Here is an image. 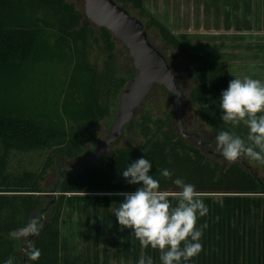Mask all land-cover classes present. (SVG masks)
I'll list each match as a JSON object with an SVG mask.
<instances>
[{"label": "trees", "instance_id": "1", "mask_svg": "<svg viewBox=\"0 0 264 264\" xmlns=\"http://www.w3.org/2000/svg\"><path fill=\"white\" fill-rule=\"evenodd\" d=\"M115 1L140 19L147 33L154 31L164 46L178 55L184 65L181 72L167 61L179 87L182 76L190 79L188 99L196 107L199 128H208L213 142L222 129L246 136L243 123L234 129L224 125L213 103L228 87V63L191 49L147 9L145 0ZM15 41L19 43L9 44ZM116 45L107 29L95 26L68 0H0V261L14 256L15 264H62L61 221L68 195L135 191L138 186L127 184L120 170L142 156L152 161L153 173L168 168L172 179L179 177L195 185L198 194H264L256 171L242 157L228 166L212 162L201 146L189 145L178 133L171 116L153 119L149 112L142 113L151 93L126 127L137 119L134 124L143 139L139 147L118 148L114 156L86 165L79 173H67L58 195L53 194L56 184L44 188L51 169L72 167V162L97 142L100 122L113 114L116 101L131 80L116 74ZM96 52L103 54L102 67ZM14 71L16 74H11ZM7 74L16 79L3 80ZM5 83L19 86L18 101L23 97L25 104L4 109ZM33 150L47 153L38 171L10 166L13 152ZM155 177L163 193L179 191L172 180L158 172ZM52 201L39 236L32 238L41 256L36 262L29 261L22 250L17 251V243L23 245L11 233L31 219L39 220L40 211Z\"/></svg>", "mask_w": 264, "mask_h": 264}, {"label": "rangeland", "instance_id": "2", "mask_svg": "<svg viewBox=\"0 0 264 264\" xmlns=\"http://www.w3.org/2000/svg\"><path fill=\"white\" fill-rule=\"evenodd\" d=\"M68 1L75 3L79 9L84 11V2L82 0ZM149 2L157 5L159 11L170 7L186 6L188 3L190 7L191 4V0H180L177 1L178 3L176 0H149ZM132 13L135 14V12ZM148 34L155 47L164 53L173 68H175L177 72H181L184 65L180 62L178 55L165 47L154 31L151 30ZM115 50L117 76L132 79L135 69L127 48L117 40ZM94 56H98L99 65L102 67L103 54L99 55L96 52ZM179 82L182 89V119L185 131L190 133L197 132L203 136V139L212 140L213 144L211 149L215 151L216 142H213L211 132L208 128H199L201 121L196 113V107L189 102L188 90L190 89V79L184 75ZM119 102L120 97L112 109L113 114L100 122L97 128V142L89 146L78 160L72 162V167L76 168L83 158L92 155L96 145L108 135L112 121L118 113ZM141 112H149L153 119H167L171 116V121L177 127L174 103L171 100L170 94L163 86L157 85V87H155L143 105ZM136 121L137 119L135 122ZM134 123L124 130L119 140L113 144L111 151L103 156L101 160H105L108 156H114L115 150L118 148L130 145L134 147L140 146L143 139ZM187 142L191 146L198 145L195 139H188ZM202 150L204 151L205 149L202 147ZM46 154V152L40 150L23 153L13 152L10 166L13 169L27 168L38 171L46 159ZM209 159L212 162H218L224 166H228L231 163L223 158L210 154ZM242 159L256 171L259 180L264 185V165L256 161H251L245 157H242ZM61 164L64 166L66 163ZM61 170L62 167L49 171L50 179L44 183V188L51 189L53 185L56 184ZM202 195L203 194L199 195V197L203 199L209 209L205 217L198 218L197 220V227L205 223L207 224V228L204 230L201 240L203 248L199 255L189 261L188 264H264V199L241 200L235 197L225 198L224 196L212 197ZM166 196L173 204L179 199L176 194H166ZM76 198L80 197L75 195H68L67 197V199ZM89 199L88 202L84 200L86 203L91 202V205L87 207H85L86 203L83 204L86 211L99 210L101 213L99 218L88 219L89 224L93 226L92 229L95 227L98 233L105 232V234L111 235L108 238L104 235H98L87 241L89 245H93L98 244V241L102 239V241L99 242L103 244L104 249L107 246L108 252L102 251L101 254L98 255L100 258L103 257L104 260L110 261V258L113 256L116 258L114 255L115 252H119V249H122L123 251L118 254L124 256L125 260L135 261L138 264L140 256L144 255L146 259L147 257H151L153 264H160L159 250L141 248L134 234L131 233V230L121 229V226L116 222V217L111 214L112 208L117 207L118 203L122 202L121 196H96ZM111 206L112 208H110ZM83 227H85V225ZM102 228H105L104 232ZM120 257L118 256V258Z\"/></svg>", "mask_w": 264, "mask_h": 264}, {"label": "clouds", "instance_id": "3", "mask_svg": "<svg viewBox=\"0 0 264 264\" xmlns=\"http://www.w3.org/2000/svg\"><path fill=\"white\" fill-rule=\"evenodd\" d=\"M217 100L213 103L223 124L234 129L243 123L247 134L242 137L235 131H218L215 151L229 162L245 157L264 164V83L249 76L235 77ZM152 168V161L142 156L120 170L127 184L138 187L135 191L120 193L122 202L115 208L110 207L111 214L121 229L131 230L141 248L159 250L160 264H188L202 251L201 240L207 224L197 227V220L205 217L209 209L195 185L179 177L172 179L173 173L168 168L156 169L160 177L172 180L179 189L176 193L179 199L173 204L160 190V180L156 179ZM40 229L39 220L31 219L11 233L14 240L21 242L22 251L32 262L41 256L32 239L39 236ZM0 264H15V257L9 256ZM138 264H153V261L141 255Z\"/></svg>", "mask_w": 264, "mask_h": 264}, {"label": "crops", "instance_id": "4", "mask_svg": "<svg viewBox=\"0 0 264 264\" xmlns=\"http://www.w3.org/2000/svg\"><path fill=\"white\" fill-rule=\"evenodd\" d=\"M145 5L195 52L209 59L226 61L229 66V81L235 77L249 76L264 83V0H191L190 7L188 3L186 6L170 7L161 11L149 0H145ZM12 43L16 45L19 42L9 44ZM22 70L20 69V73ZM16 71L11 74H16ZM6 76L3 80H9V77L11 80L16 79L13 75ZM6 88H9L8 91ZM17 89L19 86L15 84L11 86L7 83L3 84L4 109L14 110L25 104L23 97H21L22 101H18ZM27 102H29L28 98ZM71 195L80 198L67 199L64 207L61 221L62 264H137L135 261L125 260L124 256L118 254L123 251L122 249L115 252L116 258L113 256L110 261H106L98 256L102 251L108 252L107 246L104 249L103 244L99 242L102 239L98 244L89 245L87 242L98 235L107 238L111 235L105 234V228H102L104 233H98L95 227L92 229L93 226L89 224L88 219L99 218L101 213L99 210L87 212L83 205L86 203L84 200L88 202L91 197L120 195ZM202 196L235 197L241 200L264 199V194H203ZM90 205L91 202L86 203L85 207ZM22 247L17 243V251L22 250ZM117 255L121 257L118 258ZM21 264H24L23 261Z\"/></svg>", "mask_w": 264, "mask_h": 264}, {"label": "water", "instance_id": "5", "mask_svg": "<svg viewBox=\"0 0 264 264\" xmlns=\"http://www.w3.org/2000/svg\"><path fill=\"white\" fill-rule=\"evenodd\" d=\"M84 15L99 28L107 29L113 37L120 41L128 50L135 73L128 86L121 93L118 113L114 117L108 135L99 142L90 156L83 158L74 167L63 168L53 189L58 195V189L67 173L76 174L84 170L88 164H93L108 154L113 144L119 140L124 130L130 125L137 110L143 105L153 88L163 86L170 94L174 103L177 129L184 139H196L197 143L210 146V142H202L197 132H186L182 119V91L177 77L169 65L165 55L149 41L148 33L140 19L133 16L125 7L115 0H82ZM52 201L40 211V224L45 212L54 203Z\"/></svg>", "mask_w": 264, "mask_h": 264}, {"label": "flooded vegetation", "instance_id": "6", "mask_svg": "<svg viewBox=\"0 0 264 264\" xmlns=\"http://www.w3.org/2000/svg\"><path fill=\"white\" fill-rule=\"evenodd\" d=\"M200 136H201V141L202 142H210V146H208V144H206V145H202V144H199V143H197V144L199 146L203 147L208 154L222 158V156L219 153H217L216 151L211 149L212 144H213L212 141L203 139V136L201 134H200ZM186 140H188V139H186ZM196 142H197V140H196ZM239 159H241V158H239Z\"/></svg>", "mask_w": 264, "mask_h": 264}]
</instances>
